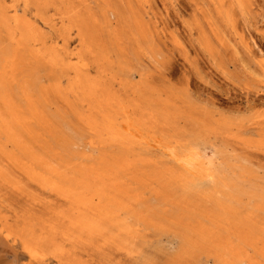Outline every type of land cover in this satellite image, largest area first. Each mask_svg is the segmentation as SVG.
I'll return each mask as SVG.
<instances>
[{
	"label": "bare ground",
	"instance_id": "bare-ground-1",
	"mask_svg": "<svg viewBox=\"0 0 264 264\" xmlns=\"http://www.w3.org/2000/svg\"><path fill=\"white\" fill-rule=\"evenodd\" d=\"M111 1L114 2L117 0ZM126 1L128 3V0ZM21 2L23 3V11L19 13L17 4L12 3L7 5L4 0H0V139L1 136H5L15 144L22 145L24 143L22 137L26 134L33 142L37 141L39 145L43 146V152H46L45 148H47L49 157L50 155L54 157L52 158L51 156V158H49L48 154L45 157L39 154L36 156L37 153L35 154L30 149L29 151L31 153L29 155L27 154V156L30 157L27 159L28 162L26 159L23 160V158H28L25 154V157L21 160L26 162L21 161V163L17 155V152H20V150H16L17 152L14 150L17 153H15L16 155L7 152V163L17 164L20 168L18 169L22 170V172L28 176V179H31V181L44 190V193L47 192L48 196L51 197V200L48 199L49 197L47 196L43 198L42 202L44 201V204H42L43 206H41L40 209L44 214L42 222L43 233L41 232L42 239L36 241L32 239L33 242L24 241L30 253L33 254L35 251L37 253V251L40 250L39 247H41L40 241L46 238L49 240L50 237L58 233L64 234L66 238L71 239V241L76 242V244L77 242L92 243L95 246L91 247H94L95 250L104 248L106 251V249L110 250L116 245L118 248L119 246H131L130 243L133 242L134 233L137 231V221L140 222V224H144L141 223V221H147L148 223V220H151V214L149 215V212L148 214L146 213V210L149 209L147 208L148 199L146 195H148L147 191H150L152 193L151 197L156 199L158 206H167L169 203V205L176 206L173 210L171 209L172 211L170 210L171 214L175 213L174 219L171 217L173 220L170 221L176 225L175 228L181 226L185 229L186 237H184L183 240L184 255L194 257V251H198L202 256L206 255L207 259L213 258L218 264H238L240 262H244L245 264H264V185H262V182H258L257 178L253 180L252 175L255 176L257 173L255 172V174H253L249 167L244 165L243 162L238 163L234 161L236 159H233V156H231V158L233 157L232 161L231 158H228L225 154L223 155L222 151L219 149L206 144L204 138L201 136L189 139L166 132L165 129L167 125H170L168 121L170 113L168 107H166L167 100L161 102V106L157 105L156 99L152 97L153 92L146 90L148 86H152L150 82L148 83L151 85L148 84L146 88H142L137 84L127 82V80L124 81V79H119L117 73L112 72L114 67L122 69L123 66H121V64L123 61L121 59H111L110 56L112 55H109L110 53L108 54V52L105 51L102 44L97 42V39L90 33L91 31L87 30L83 25V21L85 20L81 12L80 3L72 0H68L67 4L64 0H21ZM98 2H101V0ZM62 3L64 6H62ZM101 3H104V0ZM84 4L83 7L86 8ZM104 4L106 5V3ZM31 5L35 6L37 9L35 16L38 17L35 19H32L31 16L27 14ZM52 5L56 7L59 18L61 19V24H59L58 29L60 31L62 30V43L57 41L49 42V35H47V32L44 30L45 26L43 28V26L37 22V18H39L45 20V23H48L51 27L55 26L56 23L51 22V18L48 21H46L47 19L45 18V9ZM122 5L123 4H121V6ZM10 7H12L14 11H10ZM113 15L110 14L111 17ZM140 15L142 14L140 13ZM140 15L138 17H141ZM128 16L126 15V18H129ZM132 17L138 18L133 15ZM100 19H102L101 16ZM116 20H118V18ZM87 21L89 22L88 19ZM72 26H77L78 28L76 32L79 38V46L77 45L75 50L70 49V45L68 44L70 37L74 35L70 34V28ZM121 42H123V40ZM242 42L244 43V40ZM134 45L136 46L137 44ZM110 50L112 52L111 48ZM72 55L78 56V59L74 57L75 62L72 61ZM45 70L47 71V76L52 80V83L49 84L48 87L44 85L46 82L42 84V76ZM64 77L67 81L65 85H62L61 79ZM156 86L154 87L153 85L152 87L155 89ZM50 92L51 94L52 92L55 93L59 98L61 95L60 100L66 105V109L69 108L77 116L75 119L81 123L82 128L85 127L84 131L88 132L90 136L89 144L93 146V148L98 147L104 149L107 147L106 149L108 150V146H112L113 149H110V151L108 150V153L100 152L101 155L98 154L100 156L93 160L89 158L86 162L77 161L78 156L86 157V160L88 159L84 153L80 155L82 152H78L80 149L76 147L78 143H75L76 136L81 137V139L83 138L82 132L79 131L77 124H75V127L71 122L70 118L72 115L68 114L66 110H60V112L58 111L55 115L58 117L57 119H61L64 126H68V129L73 131L75 134H72V136H75L73 137L74 142L71 141L72 139H69V142L65 140L66 136L64 138L61 134L56 133L58 131L57 129L56 132L53 131L52 121H49L47 113L44 112V107L41 105V101L44 102V104L46 103V100L50 97ZM165 93L167 92L165 91ZM169 94L170 93H167V95ZM58 96L55 97L58 98ZM79 104H83L85 107H77ZM51 114L52 113H50V115ZM179 115L175 117H180ZM55 119L53 123L56 125L58 120L55 121ZM205 121L203 122L205 123ZM194 123L193 127H195ZM196 124L199 125L198 123ZM207 124L209 123H206V125ZM186 127L188 126L186 125ZM193 127L189 128L193 129ZM58 128L60 129V127ZM197 128L199 129V127ZM208 128L209 127H207V129ZM191 132L194 131L192 130ZM228 133L230 134V131ZM236 133L238 132L236 131ZM182 134L187 135L188 133ZM62 135H65V133ZM231 135H233V133ZM235 135L237 134L234 132V136ZM51 137L55 140L60 139V141L58 140V144L53 141L58 149L54 148L56 145L53 146L54 150L47 145L48 138L50 139ZM61 137L63 138L61 139ZM239 140L241 139L239 138ZM263 143L264 142H262V144ZM3 148L4 147L0 143V149L3 150ZM76 148L79 150L77 151ZM228 149L225 148V150ZM22 151L21 155L24 154ZM43 152L41 151V153ZM237 154H239V152ZM3 155L2 153L1 156ZM241 157H243V155ZM3 164L5 166V163ZM9 169L12 170L11 168ZM11 172H13V170ZM259 175L258 173V176ZM23 180L20 181L23 183ZM34 185L33 183L31 184V186ZM37 186H34L35 188L33 189H36ZM24 188L28 189L30 187L26 186ZM19 190L21 191V189ZM29 191L31 194L35 192V190L30 189ZM26 193L29 196L31 195L29 192ZM11 194L13 193L11 192ZM18 194L21 193H17V195ZM23 194L18 197H23ZM40 195L39 197H41ZM24 196H26V194H24ZM36 197L37 192L35 198ZM31 198H33V196ZM11 199L14 198L12 197L10 200ZM25 199L20 198V201L22 202V200ZM45 199L49 201L45 203ZM3 200L5 201V199H2V201ZM14 200L11 202H14ZM36 200H38V202L41 201H39V199ZM38 202L35 201L37 204ZM153 202L151 204H153ZM8 203L9 202H7V205ZM24 203L26 204V202ZM28 203H30V201ZM28 203L27 205H29ZM136 203L138 206L135 205ZM2 207H4V205L0 208ZM33 208L35 209V206ZM151 208H153V205ZM177 208L180 209L179 212ZM5 209L7 210V208ZM20 211H22V209ZM167 211L169 212L168 207ZM7 212L10 213V210ZM30 212L34 213L31 210ZM121 213L126 214L121 216ZM153 213L160 217L168 218L169 216L166 215V211L161 210V207H159L158 211ZM13 214H16L15 211ZM15 216H18V214ZM182 216H184V219L181 218ZM4 217L6 216L4 215ZM130 217L131 219H135L136 222L130 221ZM31 220L33 221V218ZM16 221L20 222L18 220ZM3 222L6 225L4 220ZM8 222L10 224L12 221L9 220ZM159 222L154 226L161 228L163 223ZM11 225L15 228L14 224L11 223ZM37 229L38 228H36L35 231H38ZM161 229H163V226ZM168 229L169 228L164 229L165 231L163 232L165 233ZM141 230L143 231V229ZM11 231H13V229H11ZM178 231L175 230L172 232L179 236L180 233ZM6 232L7 228L4 232L5 234L3 233L4 236H6ZM161 233L160 236L162 235ZM165 234L167 236L168 231ZM172 235H170V237ZM20 236L22 235L20 234ZM2 239L7 238L4 237ZM177 239L179 240V238ZM72 244L70 245V249H72ZM130 246L126 248L129 249L131 248ZM74 247L76 246H73V248ZM57 248H60V246ZM78 248L83 250V252L85 251L84 248L81 249L79 244ZM94 248L93 251H95ZM138 248H140V246ZM70 249L66 248V251ZM77 249L76 251H79V249ZM63 250L61 249L59 251L61 254L58 256L57 260L59 257L62 258L61 256L64 253ZM103 250H100L99 253ZM112 250H116V248ZM123 250L125 249H122V251ZM135 251L133 250V252ZM51 253L54 252H50V254ZM77 253L78 252H76V254ZM93 253L95 254V252H92V254ZM40 254L41 253L37 255ZM69 254L71 255L72 253ZM81 254L83 255L85 252L82 253L81 251L79 255ZM96 254H98V252ZM64 257L62 258L63 260L67 258ZM97 257L98 256H96L95 259ZM125 257H127V255ZM38 258V260L42 261L44 256L42 259H40L41 257L39 256ZM70 258L72 259V256ZM126 259H128V257ZM63 260L61 263H63ZM168 260L170 261V259ZM204 264H206V262Z\"/></svg>",
	"mask_w": 264,
	"mask_h": 264
},
{
	"label": "rangeland",
	"instance_id": "rangeland-1",
	"mask_svg": "<svg viewBox=\"0 0 264 264\" xmlns=\"http://www.w3.org/2000/svg\"><path fill=\"white\" fill-rule=\"evenodd\" d=\"M4 1L6 2L7 5L12 4V3L17 4L18 12L22 13L23 3L21 2V0L19 1L4 0ZM64 1L66 2V4L68 3V0H64ZM72 1L80 3L81 6L80 5L79 6L82 10L81 12L83 13V17L85 20L83 21L84 22L83 25L87 28V30L91 31L90 33L92 34V36H94V38L97 39L96 40L97 42L102 44L105 51H107L108 54L110 53L109 55H112L110 56L111 59H121L123 61L122 64L124 65L121 64V66H123L122 69H118V67H114L112 71L114 73H117V76L119 79H124V81L127 80V82L131 84H137L141 86L142 88H146L148 84L150 83L152 84V86L154 85V87L157 85L155 89L152 86H148L146 90L153 92V95L155 97L153 95L152 97L156 99L157 105L159 106L162 105L161 102H163L164 100H167L166 107H168V110L170 113L168 116V121L170 125L169 126L167 125V128L165 129L166 132H168L169 134H173V135L175 134L176 136L178 135L180 137L189 138V139L201 136L202 138H204L206 144L212 145L213 147L219 149L220 151H222L223 155L225 154L228 158H231V156H233L234 158L233 157L232 158L236 159L234 161L238 163L243 162L244 165L249 167V169L252 171L253 174H255L256 172L257 174H255V176L252 175L253 180L257 178L258 182L260 183L262 182V185H264L263 183L264 182V177H263L264 176L263 174L264 173V155H262L264 154V143L262 144V142H264V120H263L264 118V0H224V1L222 0H137V1L130 0L129 1L128 0V3L126 0H123V1L117 0L114 2L111 0H104V3H106V5L104 3H101L103 0H101V2H98L99 0L97 1L96 0H72ZM83 4L86 8L83 7ZM121 4L123 5L121 6ZM62 6H64L63 3H62ZM88 6H90L91 8ZM135 7H136V10L138 11V14L139 15L140 13L142 14L140 15L141 17H138L139 15L137 14ZM125 10L127 14L125 13ZM10 11H14L12 7H10ZM36 11H37L36 7L31 5L27 14L31 16L32 19H35L36 17H38V16H35ZM133 11L135 14L133 13ZM109 13L112 15L114 13L115 14L111 17ZM129 14L131 15V17ZM126 15L127 16L129 15L128 17L130 19L126 18ZM132 15L137 16L138 18L132 17ZM100 16L102 19H100ZM45 18L47 19L46 21H48L51 18L50 21L53 23H56L54 27H51L48 23H45V20L37 18V22L41 26H43V28L45 26L44 30L47 32V35H49L48 37L49 42L57 41L59 43H62L63 42L62 37H61V35H63L61 33L62 30L60 31L58 29L59 24H61V19L59 18L57 9L54 5L49 6L45 9ZM117 18L119 21L116 20ZM87 19L89 20V22L87 21ZM130 24L132 25V27ZM140 27H144L145 29L140 28ZM77 29H78L77 26H72L70 28V34L71 35L74 34L70 37V40L68 41V44L70 45L69 48L72 50H75L77 45L79 46V43H78L79 38L76 32ZM112 30L115 32H113ZM140 31L143 33H141ZM131 39L133 43L131 42ZM122 40L123 42H121ZM243 40H244V43L242 42ZM134 44H137V45L135 46ZM138 45L140 48L138 47ZM110 48L112 49V52ZM116 50L118 51V54ZM74 57L78 59V56L76 57L75 55H72L73 62H75ZM46 72L47 71L45 70L44 71L45 75L43 74L42 76V84L46 82L44 83V85L48 87L49 84L52 83V80L47 76ZM47 79L49 80V82ZM61 80H62V85H65L67 81L66 78L64 77ZM165 91L170 94L167 95ZM54 95L55 93L52 92L51 94L50 92V97L48 98V100H46V103L44 104V102L41 101V105L42 107H44L43 110L44 112L47 113L49 121L50 122L52 121L51 123L53 126V131L56 132L58 130L56 133L61 134V136H63L64 138L66 136L65 140H67L68 142L70 141L69 139H72L71 141L74 142L73 137L75 136H72V134L73 135L75 134L73 133V131H70L68 129V126L67 127L64 126L61 119H57L58 117L55 115V113L57 114V112L58 111L60 112V110L62 111L66 110V112L68 114H71L72 117L74 118V119L72 117L70 118L71 122L74 124L75 127H76L75 124L78 125V129L80 132H82V135H83L82 139L81 137L76 136L77 139L79 140L81 139L80 140L81 142H80L79 140L75 138V143L76 142L78 143L77 144L78 146L76 147H78L80 150L77 148L76 149L77 151L79 150L78 152L80 153L82 152L80 155L84 153V155H86L88 158L86 160L85 159L86 157L78 156L77 161L86 162L89 160V158L93 160L94 158H98L101 155V153H108V150L110 151V149H113L112 146H108V150L106 149L107 147L104 148L105 150L98 148V147L93 148V146L89 144L90 136L88 135V132L84 131L85 127L82 128L81 123H79V121L75 119L77 116L69 108L66 109V105L63 104L62 100H60L61 95H60V98L58 95H55L56 97L58 96V98H56ZM53 101H55L56 103ZM77 107L81 108L85 106L83 104L82 105L79 104ZM50 113L52 114L50 115ZM178 115L180 117H175ZM54 119L55 121L58 120L56 122L57 123L56 125L55 123H53ZM205 120L208 122H206ZM256 120L259 122H257ZM73 121L76 123H74ZM203 121H205V123ZM193 123L195 127H193ZM196 123H198L199 125H197ZM206 123H209V124L206 125ZM257 123H261V124H257ZM186 125L188 127H186ZM215 126H218V127H215ZM260 126L263 128H261ZM58 127H60V129ZM189 127H193V129ZM197 127H199V129ZM207 127L209 128L207 129ZM64 128H67V129H64ZM67 130H68V133H67ZM192 130L194 132H191ZM229 131H230V134L228 133ZM236 131L239 134L236 133ZM234 132L235 134H237L235 135L236 138L234 136ZM63 133H65V135H62ZM182 133H188V134L193 133V134L185 135ZM232 133L233 135H231ZM63 137H61V139ZM239 138L241 140H239ZM29 139L30 138H28L26 134L23 135L22 140L25 144L23 143L22 145L15 144L13 141H11L5 136H1V139H0V143L4 147L3 150L0 149V158H1L0 160L1 162L0 163V176H1L0 177V203H1L0 207L4 205V207L0 208L1 210L0 211V224H1L0 225V230H1L0 231V264H21V263L22 264H59V263L60 264H72V263L80 264V262L81 264H177V263L178 264H187V263L191 264L192 262H193L192 264L194 263L202 264L203 262L204 263L206 262V264H212L214 262H215L214 264H218L217 261H214L213 258L207 259L206 255L202 256L198 251H194L193 253L194 257L184 255L183 240H184V237H186L185 229H183L181 226H179V228L178 226L175 228L176 225H174L170 221V220H173L175 217V213L171 214V211L176 206L169 205L170 203L167 206H163V205L158 206L156 199H153L154 197L153 198L151 197L152 193L150 191H147L148 195H146V198L148 199L147 208H149L146 210V213L148 214L149 212V215L151 214L150 215L151 220H148L149 224L147 223V221L145 222L141 221V223H144V224H140V222L137 221L136 223L137 231L134 233L133 242L130 243L131 246L129 245L131 248L129 249L126 248L129 246H126V247L119 246L118 248L116 247L117 246L116 245L114 246V248L112 247L110 250L106 249V251L104 248L102 249L98 248L95 250L94 247H91V246H95L92 243L88 244V243L77 242L76 244V242L71 241V239L69 238H66L64 234L58 233L54 235L53 237H50L49 240H47L48 238H46L42 240L43 242L40 241L41 242L40 245L41 247L42 246L43 247L42 248L39 247L40 250L37 251V253L35 251L33 254H31L30 251L26 248V242L28 241L33 242L32 239H35V241L42 239L41 238L42 233H43V229H42L43 223L42 222H43L44 214L42 210L40 209H41V206H43L42 204H44V201L42 202L43 198H46V196L47 197L49 196L47 192L44 193V190L41 189L39 186H37V184H35L33 181H31V179H28L27 178L28 176H26L22 172V170H19L20 168L18 167L17 164L7 163L8 153L15 154L19 150L20 152H17L18 154L17 153L16 154L19 156L20 162L22 161L21 159L25 157L24 156L25 154H26V157H28L27 154L29 155L31 153L29 151L30 149L35 154L37 153L36 156H38L39 154L45 157L48 154V157H49V152H47V148H45V151L47 153L43 152L44 151L43 146L39 145L37 141L33 142L32 139H30L29 141ZM51 139L52 137L50 139L48 138L47 145H49V147H52V150H54V148H57V145L55 143L57 142L58 144V140L60 141V139L58 140H55V139L51 140ZM49 140H51L52 142ZM34 143L38 145V148L41 147L39 148L40 150L37 148V145ZM226 143L227 145L228 144L229 145L227 146ZM84 146L85 147L87 146L86 149ZM225 148L227 149L229 148V149L225 150ZM14 150L15 151L17 150V151L15 152ZM21 151L24 154L21 155ZM41 151L43 153H41ZM236 151L237 153L239 152V154H237ZM1 152L4 154L3 155L4 157L1 156L2 154ZM226 152H228L229 154ZM242 155L243 157H241ZM51 156L52 155H50L49 158H51ZM29 158L30 157L23 158V160L24 159L27 160ZM52 158L54 157L52 156ZM243 158H245L246 160ZM247 158L250 160V162ZM22 162H26V161H22ZM248 162L250 165L248 164ZM3 163H5V166ZM9 168H11L13 172H11L12 170H10ZM258 173L261 176L260 175L258 176ZM20 180H23V183ZM32 183L33 185L35 184L34 185L35 187L37 186L36 188L37 190L33 189L35 187L31 186ZM24 185L30 188L28 189L24 188L26 187ZM19 189H21V191H24V192H21ZM25 189L28 191H26ZM29 189L35 190V192L33 191L34 194H31ZM11 192L14 194V196L17 195V193H21V194L24 193L26 194L27 197L24 196V194H23V197H21L22 196L21 194H18L17 196H15L16 197L15 198L13 194H11ZM26 192H29V194H31L33 198H31L32 196L30 195L31 196L30 197ZM36 192H37V197L35 198ZM19 195H21L20 196L21 199L23 198L25 199L26 197L25 199L26 201L22 200L21 202L20 198L18 197ZM39 195L41 197H39ZM12 197L16 200L18 198V200L17 201L14 199L10 200V198ZM50 198L51 197H49L48 199ZM2 199H5V201L4 200L2 201ZM36 199H39V201L40 200L41 201L38 202V200ZM12 200H14V202H11ZM46 200L47 199H45V203L49 201V200L48 201ZM29 201L30 203H28ZM31 201L32 203L33 201L34 203L35 201H37L38 204L37 203L32 204ZM7 202H9L8 205L9 204L11 205L8 206ZM24 202H26V204ZM152 202L153 204H151ZM27 203L29 205H27ZM135 205H137V203ZM152 205H153V208H151ZM34 206H35V209L33 208ZM159 207H161L162 211L164 210L167 212L166 215L167 216L169 215L168 218L160 217L153 213V212L158 211ZM167 207H168L169 212L167 211ZM5 208H7V210ZM8 209L10 210V213L7 212L9 211ZM21 209L22 211H20ZM30 210L34 213H31ZM179 210L180 209H178V212ZM14 211L16 213L15 215L18 214V216H15L13 214ZM182 213H183V210H182ZM125 214L126 213L124 214L121 213V216ZM4 215L6 217H4ZM171 217H173V219H171ZM32 218H33V221L31 220ZM181 218L184 219V216H182ZM3 220L6 222V225L3 222ZM7 220L8 221L11 220L12 221L11 223L15 225V228H13L11 223L9 224ZM16 220L20 222H17ZM129 220L136 222V220L133 218L131 219V217L129 218ZM150 221H157V222H150ZM158 222L163 223V225H161V228L163 226V229L157 226H154ZM149 225H151L153 228ZM8 226H10L11 228ZM147 226H149L150 228ZM6 228H7V232H6V236H4L5 234L4 232L6 231ZM36 228H38L37 229L38 231H35ZM140 228L143 229V231ZM167 228H169L171 232L175 230L177 231L179 230L178 232L180 233V235L177 236L176 234H173V232H172L173 234L172 235L170 230L168 229L165 232L167 233L168 231V234L166 236V234L163 231H165L164 229H167ZM11 229H13V231H11ZM160 233L162 234L161 236H160ZM20 234L22 236H20ZM170 235L172 236L170 237ZM3 236L7 239H2L4 238ZM173 236H176L177 238H179L180 241L176 237H173ZM25 240L26 242H24ZM47 241L50 243H48ZM45 243L48 246H46ZM71 244L76 247L73 248L72 246V249H70ZM78 244L79 246H81V249L83 248L85 249L84 251L85 254L79 255L81 251L82 253L84 252L83 250H80V248H78ZM59 246L60 248H57ZM139 246L140 248H138ZM65 247L67 249H70L71 252L70 250H67L68 251L67 252ZM77 248L79 249V251H76ZM93 248L95 251H93ZM115 248L116 250H112ZM121 248L125 250L122 251ZM61 249L62 250L65 249L63 250L64 253L62 251L63 253L61 256L62 258L64 257V254L67 252L66 253L67 255L65 254V257L67 258L64 257L65 260H63L60 257L57 260L58 256H60L61 254L59 253ZM100 250H103L104 252L102 251L101 253H99ZM133 250L134 251L136 250V251L133 252ZM49 251L54 252V253L50 254ZM73 251L75 254L76 252L79 253V254L78 253L76 254L78 258L73 253ZM92 252H95V254L94 253L92 254ZM97 252L98 254H96ZM39 253L41 254L37 255ZM69 253H72V254L70 255ZM68 254H69V257H68ZM126 255L128 259H126L127 258L125 257ZM171 255L175 257L173 258ZM38 256L41 257L40 259H42L44 256L42 261L38 260L39 259ZM71 256H72V259L70 258ZM96 256L98 257L95 259ZM28 258H30L31 260ZM172 258L173 260L171 261ZM45 259H47L48 261ZM77 259L78 260L81 259V260L78 261ZM168 259H170V261ZM23 260H26V261H23ZM62 260H63V263H61ZM238 264H245V263L240 262Z\"/></svg>",
	"mask_w": 264,
	"mask_h": 264
}]
</instances>
